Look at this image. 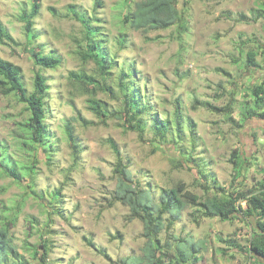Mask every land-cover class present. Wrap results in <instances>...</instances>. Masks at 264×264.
<instances>
[{
	"label": "rangeland",
	"instance_id": "rangeland-1",
	"mask_svg": "<svg viewBox=\"0 0 264 264\" xmlns=\"http://www.w3.org/2000/svg\"><path fill=\"white\" fill-rule=\"evenodd\" d=\"M138 1L39 0L32 39L23 21L32 0H0V21L18 43L0 44V58L20 67L29 93L36 73L46 78L44 123L51 144L49 159L41 149L34 159L20 126L28 118L25 105L0 92V155L16 168L35 161L33 176L21 173L19 182L0 168V224L9 222L17 253L7 264H114L140 255L142 224L129 219L127 207L110 205L118 161L110 142L136 185L149 187L155 198L178 183L203 197L205 183L212 194L214 187L227 189L234 181L245 191L264 180V120L239 125L243 105L251 101L249 88L264 76L263 69L245 67L248 52L258 51L255 61L262 64L256 46L264 44V16L258 17L264 0H176L178 22L146 33L122 21L127 8ZM72 4L99 28V39L114 60L111 74L101 81L110 91L94 94L102 104L100 118L89 109L92 92L81 90L69 76L84 73L101 80L94 63L77 54L79 46L85 48V34L81 23L66 16ZM33 48L60 57V66H36L29 53ZM126 82L147 107L141 116L142 136L126 130L116 116H123ZM200 103H209L211 109ZM228 103L232 113L227 118L222 109ZM177 106L180 131L171 124L163 143L154 135L152 117L172 121ZM235 149L248 159L236 180L229 161ZM187 156L192 158L189 163L184 162ZM196 208L188 207L162 232L161 240L171 234L205 240L207 249L198 264H262L245 252L247 224L205 217L196 224L191 216Z\"/></svg>",
	"mask_w": 264,
	"mask_h": 264
},
{
	"label": "trees",
	"instance_id": "trees-1",
	"mask_svg": "<svg viewBox=\"0 0 264 264\" xmlns=\"http://www.w3.org/2000/svg\"><path fill=\"white\" fill-rule=\"evenodd\" d=\"M39 10V0H32L29 14L23 15L25 32L32 39L35 37L32 32V20ZM262 10L264 13V5ZM263 13H259L258 17H263ZM66 16H70L82 24L85 48L79 46L77 54L82 61L94 63L101 80L84 73H70L69 76L80 86L81 90L92 92L88 100L89 109L100 118L103 116L102 104L99 100L94 99V94L96 91H110L103 82L111 74L114 60L104 49L102 41L99 39V28H94L91 25L92 20L85 13L77 11L76 6L72 4L68 6ZM178 20L176 0H140L132 7H128L122 17L123 23L128 28L143 33L167 30L174 26ZM0 44L18 45L1 21ZM256 48L260 51L262 64L255 61L258 51L248 52L245 64L247 70L251 68L264 70V44L260 43ZM29 53L34 59V64L41 69L54 70L61 64L60 57L43 55L38 48L31 49ZM122 88L124 89L125 102L123 116L120 113L116 116L123 120L126 130L135 131L142 136L145 124L142 123L141 116L146 112L147 107L141 106L138 91L130 82H126ZM48 89L46 78L42 74L36 73L33 79V91L29 93L22 82L20 67L0 58V92L6 96L14 95L19 103L25 105L28 118L20 126L25 132L26 146L29 148V152L34 153V159H37L39 155L38 149L45 152L48 159L50 158L51 144L47 142L49 131L44 123L45 98ZM249 94L251 101L247 105H243L240 126H244L243 124L249 120H264V76L249 88ZM200 104L211 109L209 103ZM222 111L228 118L232 113L231 103H228ZM181 118L178 106L175 108L172 121L158 119L156 116L152 117L154 135L165 143L171 124L175 126L172 129L179 133ZM65 133L68 140L72 142L73 132L70 126L67 125ZM253 138H255L254 134ZM110 145L118 157L113 170L115 186L110 205L119 203L127 207L129 219L131 221L138 220L142 224V238L144 239L140 255L122 257L114 264H198L203 258L202 253L207 249L205 240H195L192 237H180L174 234L163 241L160 238L162 232L170 229L190 206L197 207L194 212H198L199 215L194 217V212L191 214L196 224L202 217L218 218L222 222L236 220L247 224L250 229V237L245 252L250 257L258 258L264 264V180L254 183L245 191L240 190L239 184L236 185L234 181L227 189L220 186L214 187L215 190L212 194L209 193L210 187L205 183L203 184L205 190L203 197L186 189L184 183H178L174 187L162 189L155 198L149 187L136 185L131 171L122 163L116 146L111 142ZM73 147L76 146L73 145ZM191 159L187 156L184 158V162L189 163ZM229 161L233 167V178L236 180L242 176L248 159L235 149L231 152ZM0 168H3L6 176L19 182L21 173L33 176L35 161L16 168L9 158L1 154ZM198 174L203 176L201 170H198ZM243 203L245 207L242 206ZM8 223L0 224V264H7L12 256L17 258ZM223 242L231 244L229 241ZM90 245L91 243H89ZM40 246L42 249L46 248L45 243ZM36 254L38 253L35 252ZM40 260L43 259L40 258Z\"/></svg>",
	"mask_w": 264,
	"mask_h": 264
}]
</instances>
